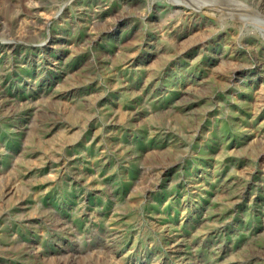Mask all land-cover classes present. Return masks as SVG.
<instances>
[{
  "label": "rangeland",
  "instance_id": "374dc122",
  "mask_svg": "<svg viewBox=\"0 0 264 264\" xmlns=\"http://www.w3.org/2000/svg\"><path fill=\"white\" fill-rule=\"evenodd\" d=\"M0 264H264V0H0Z\"/></svg>",
  "mask_w": 264,
  "mask_h": 264
},
{
  "label": "bare ground",
  "instance_id": "6f19581e",
  "mask_svg": "<svg viewBox=\"0 0 264 264\" xmlns=\"http://www.w3.org/2000/svg\"><path fill=\"white\" fill-rule=\"evenodd\" d=\"M92 35V34H91ZM167 38H169V37H167ZM166 38V39H167ZM176 40V39H175ZM227 45V44H226ZM161 54V53H160ZM230 62V61H229ZM140 66V65H139ZM206 68V67H205ZM137 70V69H136ZM148 70V69H147ZM139 72V71H138ZM147 73H149L148 71H147ZM211 74V73H210ZM214 75V74H213ZM152 79V78H151ZM153 80V79H152ZM203 81V80H202ZM73 83V82H72ZM73 85V84H72ZM122 85H124V84H122ZM207 85V84H206ZM75 86V85H74ZM121 86V85H120ZM196 86V85H195ZM70 87V86H69ZM127 87V86H126ZM194 88V87H193ZM192 89V88H191ZM193 91H195V90H193ZM136 92H137V90H136ZM140 92V91H139ZM194 93V92H193ZM198 93V92H197ZM94 94V93H93ZM97 94V93H96ZM95 94V95H96ZM200 94H202V93H200ZM190 98V97H189ZM154 99V98H153ZM195 100V99H194ZM255 100V99H254ZM150 101V100H149ZM189 103V102H188ZM180 104V103H179ZM64 105H66V104H64ZM158 105V104H157ZM173 105H174V103H173ZM122 106V105H121ZM168 108V107H167ZM108 109V108H107ZM175 110V109H174ZM190 111V110H189ZM111 113V112H110ZM178 113V112H177ZM110 115V114H109ZM111 118V117H110ZM129 121V120H128ZM131 122V121H130ZM261 122V121H260ZM261 123H263V122H261ZM261 128V127H260ZM45 130V129H44ZM51 130V129H50ZM254 131V130H253ZM57 132V131H56ZM130 133V132H129ZM75 134V133H74ZM54 135V134H53ZM70 138V137H69ZM41 139V138H40ZM42 140V139H41ZM73 140V139H72ZM76 140V139H75ZM98 147V146H97ZM231 150V149H230ZM241 150V149H240ZM229 151V150H228ZM102 152V151H101ZM234 152V151H233ZM237 152V151H236ZM244 152V151H243ZM229 155V154H228ZM223 156V155H222ZM236 156V155H235ZM106 162V161H105ZM79 167V166H78ZM76 170V169H75ZM81 173V172H80ZM84 173V172H83ZM246 174V173H245ZM81 175H82V173H81ZM86 175V174H85ZM214 179V178H213ZM210 180V179H209ZM210 181H212V180H210ZM232 181H234V180H232ZM241 181V180H240ZM88 183V182H87ZM232 183V182H231ZM231 185V184H230ZM229 185V186H230ZM234 185V184H233ZM237 185V184H236ZM203 187H204V185H203ZM228 188V187H227ZM235 188H237V186L235 187ZM234 188V189H235ZM240 188V187H239ZM229 190V189H228ZM240 190V189H239ZM233 193V192H232ZM236 193V192H235ZM221 195V194H220ZM226 195V194H225ZM231 195V194H230ZM223 197V196H222ZM220 198V197H219ZM222 199V198H221ZM231 201H233L232 199H231ZM223 203V202H222ZM234 203V202H233ZM225 207H227V206H225ZM224 207V208H225ZM208 224V223H207ZM197 234V233H196ZM193 235V234H192ZM191 235V236H192Z\"/></svg>",
  "mask_w": 264,
  "mask_h": 264
}]
</instances>
